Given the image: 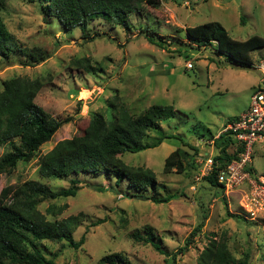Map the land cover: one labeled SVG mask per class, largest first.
I'll return each mask as SVG.
<instances>
[{
    "label": "rangeland",
    "instance_id": "obj_1",
    "mask_svg": "<svg viewBox=\"0 0 264 264\" xmlns=\"http://www.w3.org/2000/svg\"><path fill=\"white\" fill-rule=\"evenodd\" d=\"M155 1L157 7L142 3L143 16L132 15L136 27L131 30L93 21L88 35H81L78 29L65 31L46 17L37 0H3L0 16L21 50L39 48L45 55L34 66L27 65L22 52L2 62L0 90L12 78L39 79L43 86L34 103L57 120H70L30 162L0 175V205L5 203L1 198L4 189L28 180L53 192L68 188L67 180L39 176V157L58 142L81 136L93 115L104 116L115 99L134 115L152 105H170L175 116L161 123L160 129L176 138L121 156L128 166L150 169L157 182L152 197L169 196V201L132 198L126 195L125 182L117 186L105 176L79 175L74 197L44 200L38 209L44 214L48 206L61 207L57 219L78 216L81 223L72 236L77 241L84 234L85 242L77 251L63 243L43 242V254L53 264H95L102 256L115 253L123 255L127 264H171L172 255L183 246L200 220L201 208L206 207L200 234L174 264H198L210 239L223 241L236 262L246 259L247 264H264V208L252 202L248 182L225 190L213 189L203 179L209 171L208 159L217 154L212 138L248 110L251 96L262 85L254 66L264 57V48L251 52L249 66L239 67L214 52L212 45L191 44L184 33L186 28L217 22L235 40L252 35L264 38V0ZM140 27L164 47L149 43ZM84 60L92 68L74 64ZM175 149L184 152L186 171L165 173L164 159ZM6 151L7 145L0 149V156ZM250 169L253 178H264V142L252 146ZM147 228L164 254L138 240V235L145 237Z\"/></svg>",
    "mask_w": 264,
    "mask_h": 264
},
{
    "label": "trees",
    "instance_id": "obj_2",
    "mask_svg": "<svg viewBox=\"0 0 264 264\" xmlns=\"http://www.w3.org/2000/svg\"><path fill=\"white\" fill-rule=\"evenodd\" d=\"M44 15L58 22L65 31L78 29L81 35H88V27L93 21H102L126 31L136 27L130 18L143 16L142 3L157 7L155 0H37ZM3 0L0 1V12ZM139 25V24H138ZM144 27L147 41L155 46L165 44L154 39ZM152 33V32H150ZM185 37L196 47H213L214 52L224 56L239 67L251 64V52L264 48V38L252 35L244 41H238L217 22H207L186 28ZM153 34V33H152ZM15 52L23 53L27 65L34 66L44 59L45 53L39 48L21 50L14 36L8 32L0 16V64L7 63ZM89 61H75L89 70ZM92 68V67H91ZM39 79L30 80L16 77L2 83L0 90V149L7 145V151L0 156V175L10 173L17 164L30 162L39 148L48 142L55 132L70 119L57 120L34 103L42 88ZM175 116L170 105H152L138 115L130 114L123 103L114 102L107 106L104 116L93 115L83 134L72 139L58 142L50 151L38 159V174L42 179L67 180L66 189L51 191L46 185L28 180L15 188H6L1 192L5 201L0 205V264H53L43 254V242L63 243L68 249L80 250L85 242L83 234L74 240L72 234L80 225L78 216L57 219L62 208L48 206L43 214L38 205L44 200L74 197L79 189L77 176H105L114 179L119 186L125 182L126 195L139 200H151L154 203H167L169 196L154 199L152 197L157 182L150 169L126 165L121 156L136 154L158 147L165 139L176 138L160 129L161 123ZM234 117L232 120H235ZM181 140V139H180ZM217 154L212 157V165L203 178L209 187L216 189L218 172L225 168L243 152L230 132L212 138ZM181 143L196 152L185 140ZM184 152L175 149L165 159L163 171L176 173L186 171ZM251 170L250 168L248 169ZM149 193V194H146ZM148 195V196H147ZM51 215L52 219H47ZM207 218V209L201 208L198 224L171 257L175 263L178 255L184 254L194 238L200 234ZM96 225V224H92ZM135 236V234H133ZM137 238V235L135 236ZM153 233L148 230L145 237L138 240L149 243L160 254H164L159 245L152 240ZM198 264H247L231 255L223 241L210 239L197 259ZM95 264H127L120 253L104 255Z\"/></svg>",
    "mask_w": 264,
    "mask_h": 264
},
{
    "label": "built area",
    "instance_id": "obj_3",
    "mask_svg": "<svg viewBox=\"0 0 264 264\" xmlns=\"http://www.w3.org/2000/svg\"><path fill=\"white\" fill-rule=\"evenodd\" d=\"M188 67H191L190 63ZM254 67L261 75L262 85L258 86L251 96L248 110L236 121L228 124L222 132H230L233 139L242 146L243 152L218 172L217 182L225 190H231L245 181L248 182L252 190V202L264 208V178H253L248 173L252 146L256 142H264V57ZM207 163L210 171L212 159H208Z\"/></svg>",
    "mask_w": 264,
    "mask_h": 264
}]
</instances>
